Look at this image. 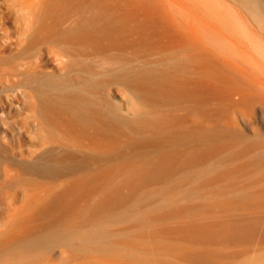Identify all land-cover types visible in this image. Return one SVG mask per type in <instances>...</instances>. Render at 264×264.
Listing matches in <instances>:
<instances>
[{
	"label": "bare ground",
	"instance_id": "6f19581e",
	"mask_svg": "<svg viewBox=\"0 0 264 264\" xmlns=\"http://www.w3.org/2000/svg\"><path fill=\"white\" fill-rule=\"evenodd\" d=\"M9 1L0 264H264V0Z\"/></svg>",
	"mask_w": 264,
	"mask_h": 264
},
{
	"label": "rangeland",
	"instance_id": "374dc122",
	"mask_svg": "<svg viewBox=\"0 0 264 264\" xmlns=\"http://www.w3.org/2000/svg\"><path fill=\"white\" fill-rule=\"evenodd\" d=\"M0 27L3 34H6L7 32L11 36H15L18 25H17V14L13 10L11 6V2L9 0H0ZM15 50L9 49L6 52L7 53H13ZM54 64H56V61H52ZM54 64H51V67H54ZM59 256H61L59 252ZM56 264H76L77 260H72L69 263H67L63 257L55 261Z\"/></svg>",
	"mask_w": 264,
	"mask_h": 264
}]
</instances>
